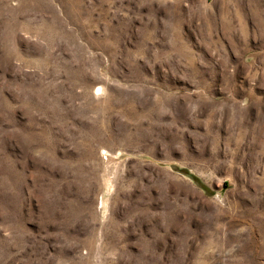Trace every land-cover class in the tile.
<instances>
[{"label": "rangeland", "instance_id": "1", "mask_svg": "<svg viewBox=\"0 0 264 264\" xmlns=\"http://www.w3.org/2000/svg\"><path fill=\"white\" fill-rule=\"evenodd\" d=\"M0 264H264V0H0Z\"/></svg>", "mask_w": 264, "mask_h": 264}]
</instances>
